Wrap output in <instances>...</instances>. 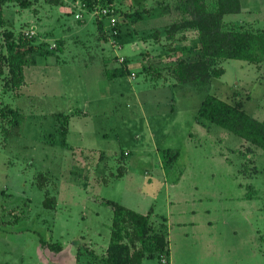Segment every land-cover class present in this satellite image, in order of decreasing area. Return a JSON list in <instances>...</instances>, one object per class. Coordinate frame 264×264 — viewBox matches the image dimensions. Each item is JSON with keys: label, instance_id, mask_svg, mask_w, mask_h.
Segmentation results:
<instances>
[{"label": "rangeland", "instance_id": "1", "mask_svg": "<svg viewBox=\"0 0 264 264\" xmlns=\"http://www.w3.org/2000/svg\"><path fill=\"white\" fill-rule=\"evenodd\" d=\"M109 1L115 33L79 0L3 7V28L31 35L35 50L19 88L0 79V264H96L112 216L104 200L149 212L165 234L167 262L141 264H264V151L195 121L207 94L264 120V55L258 64L220 59V76L178 83L170 69L195 58V32L166 40L174 14L159 5L175 0ZM223 20L264 30V0H240ZM164 149L178 153L163 168Z\"/></svg>", "mask_w": 264, "mask_h": 264}, {"label": "trees", "instance_id": "2", "mask_svg": "<svg viewBox=\"0 0 264 264\" xmlns=\"http://www.w3.org/2000/svg\"><path fill=\"white\" fill-rule=\"evenodd\" d=\"M44 3L55 6L62 0H43ZM96 3V0H79L81 9L91 12L97 5L103 6L109 0ZM213 6L208 7L207 0H175L160 4L161 13L172 12L174 18L169 21L163 31L168 41L174 39L176 33L181 32L180 40L184 39L183 32H195V43L192 47L195 58L179 57L171 67L170 77L178 83L199 82L206 83L210 78L218 77L223 69L216 67L220 59H238L248 63L258 64L264 55V30L241 27H231L224 23L225 14L238 13L240 0H212ZM13 3L20 8L30 6V0H0V79L3 80V89H17L23 83V67L28 64V56L35 50L31 35L19 34L13 37L10 29H4L2 10L4 5ZM136 17L140 14L134 12ZM82 19H77L81 23ZM97 30H103L102 19L93 18ZM108 27L112 33L117 30L116 21ZM3 29V30H2ZM105 36V34L103 33ZM182 47V48H181ZM181 53L190 51L180 45ZM182 53V54H183ZM189 53V52H188ZM143 71L144 68L141 67ZM150 75L154 79L160 77V72L153 70ZM115 73H109L108 78ZM133 76V74L131 75ZM0 115L5 113L0 110ZM12 120L16 124V113L11 111ZM63 121L67 115L57 114ZM18 117V116H17ZM213 123L226 131L236 135L252 147L264 151V120L247 114L238 102L229 103L214 95H205L200 101L195 114V121ZM62 132V131H61ZM7 133V132H6ZM176 150L164 149L160 152L163 168L170 167L174 161ZM40 187V184H38ZM112 209L109 226V237L104 253L96 264H141V259L156 258L158 261L164 256L167 262L168 249L165 234L162 229L154 230L148 223V213L140 214L114 201L104 200ZM45 207L53 206V199L45 197L42 200ZM41 245L53 250H59L58 243H46L40 240Z\"/></svg>", "mask_w": 264, "mask_h": 264}, {"label": "built area", "instance_id": "3", "mask_svg": "<svg viewBox=\"0 0 264 264\" xmlns=\"http://www.w3.org/2000/svg\"><path fill=\"white\" fill-rule=\"evenodd\" d=\"M113 8H111L109 6V4L103 5V6H96L90 13H96L97 17L99 18H105L107 20V24L109 26L114 25L116 19L114 17V12H113ZM74 18L79 19L80 18V14L79 13H75L74 14Z\"/></svg>", "mask_w": 264, "mask_h": 264}, {"label": "crops", "instance_id": "4", "mask_svg": "<svg viewBox=\"0 0 264 264\" xmlns=\"http://www.w3.org/2000/svg\"><path fill=\"white\" fill-rule=\"evenodd\" d=\"M183 33H185V32H183Z\"/></svg>", "mask_w": 264, "mask_h": 264}]
</instances>
